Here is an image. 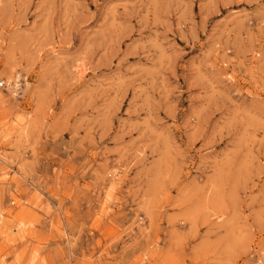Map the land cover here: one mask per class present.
Returning a JSON list of instances; mask_svg holds the SVG:
<instances>
[{
  "label": "rangeland",
  "instance_id": "rangeland-1",
  "mask_svg": "<svg viewBox=\"0 0 264 264\" xmlns=\"http://www.w3.org/2000/svg\"><path fill=\"white\" fill-rule=\"evenodd\" d=\"M0 264H264V0H0Z\"/></svg>",
  "mask_w": 264,
  "mask_h": 264
},
{
  "label": "built area",
  "instance_id": "built-area-1",
  "mask_svg": "<svg viewBox=\"0 0 264 264\" xmlns=\"http://www.w3.org/2000/svg\"><path fill=\"white\" fill-rule=\"evenodd\" d=\"M19 84H20V82L18 81V79L17 80L15 79V80L10 81V82L5 81V80H0V87L2 89H5V90L9 89L12 92L19 89ZM254 264H262V262L258 260Z\"/></svg>",
  "mask_w": 264,
  "mask_h": 264
}]
</instances>
